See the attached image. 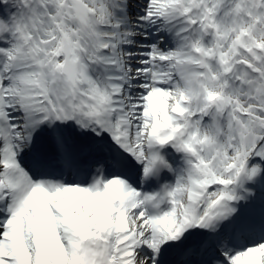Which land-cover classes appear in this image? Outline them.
Here are the masks:
<instances>
[{
	"label": "snow or ice",
	"instance_id": "6c2138e0",
	"mask_svg": "<svg viewBox=\"0 0 264 264\" xmlns=\"http://www.w3.org/2000/svg\"><path fill=\"white\" fill-rule=\"evenodd\" d=\"M0 264H264V0H0Z\"/></svg>",
	"mask_w": 264,
	"mask_h": 264
}]
</instances>
